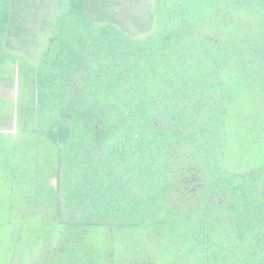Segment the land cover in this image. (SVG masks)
I'll list each match as a JSON object with an SVG mask.
<instances>
[{
  "label": "trees",
  "instance_id": "trees-1",
  "mask_svg": "<svg viewBox=\"0 0 264 264\" xmlns=\"http://www.w3.org/2000/svg\"><path fill=\"white\" fill-rule=\"evenodd\" d=\"M32 1L0 0V80L14 84L19 58L16 132L38 135L36 156L9 173L24 175L18 189L0 196L13 253L32 254L28 264H264V0H152L136 31L118 0H51L35 63L11 42ZM238 13L247 32V21L228 26Z\"/></svg>",
  "mask_w": 264,
  "mask_h": 264
},
{
  "label": "rangeland",
  "instance_id": "rangeland-1",
  "mask_svg": "<svg viewBox=\"0 0 264 264\" xmlns=\"http://www.w3.org/2000/svg\"><path fill=\"white\" fill-rule=\"evenodd\" d=\"M152 0H118L117 5H114L115 10L117 11V15L120 18V20L123 23H126L128 27L131 28V30L136 31V28L133 27L131 24V19L135 15L138 16H145L146 12L150 6ZM32 4L36 7L35 10H32V13L35 15L33 17L32 23L27 22V19H29V15L27 18H25L26 22V31H23L20 33L19 36L13 37L11 42L12 45L15 46L12 52L16 53L21 57L23 60L28 58L32 63H35V60L37 59L38 53H41L44 49L47 39L51 35L50 29L48 25L43 24L42 26L41 22L43 23L42 19H44L45 12L47 10L49 11V15L52 14V7H53V1L51 0H33ZM45 6V8H44ZM113 8V9H114ZM38 14V15H37ZM219 14V13H218ZM220 15V14H219ZM25 16V15H24ZM26 17V16H25ZM31 17V18H32ZM34 18L37 20L35 22ZM145 18V17H144ZM221 18V17H220ZM18 19V22L22 20V18L16 17ZM235 21L233 20L232 26L228 25L229 27H232V29L238 28L246 22V25L244 26V31L247 32L249 30V19L243 14H236L235 15ZM24 23L23 21H21ZM127 22H129L131 25H128ZM210 23V21H209ZM228 29V28H227ZM216 33L220 35H226L227 30L220 29L217 30ZM32 36V37H31ZM28 37H31V40H28ZM21 39L24 40V45H20ZM36 40V41H35ZM9 47H5V51L9 50ZM19 64L20 60L19 58H16L12 63L9 64L10 67L14 68V84L9 85L7 83V80H0V99L4 100V103L2 104L0 102L1 112H0V130L4 132H9L10 130L13 132L12 135L4 133L0 135V196L1 195H9L11 193H8L6 189H11L9 187L15 186L16 189H18L19 183L14 182V180H21L24 178V175L20 174L23 166V161L29 159L32 156H36L37 151V143L36 141L32 142V139L37 140L38 135L36 133H33L31 135H23L22 133L17 134L16 121L17 117L20 118L21 112H19L18 108V101H20L23 97L21 95L20 90V75H19ZM9 74V73H8ZM255 103H257L255 101ZM245 105H248V107H251L253 105V102L243 101L240 103V107ZM255 109H257L255 107ZM20 113V116H19ZM21 122L22 120L19 119ZM16 134V135H15ZM236 143L233 145V149L231 151V158H236L234 155L235 151H238V147H235ZM239 157L242 160V164L248 163V158L250 157L247 153L245 147L241 145L239 147ZM17 165V166H16ZM24 167V166H23ZM19 170L18 172L12 175H9L11 171ZM18 174V175H17ZM20 177H22L20 179ZM28 176L25 175V179ZM30 179V178H28ZM12 180V181H11ZM49 184H55L56 179L55 177H51L48 180ZM10 192V190H8ZM21 190H19L20 192ZM4 195V196H5ZM19 199H22V197L19 196ZM18 209H20V206L18 204ZM2 227L0 228V264H16V254L20 252V247L16 248V252L14 247H17V238L10 233L8 225L6 222L4 223L2 219ZM26 229L31 231L29 225L26 226ZM16 235V234H15ZM18 250V252H17ZM24 252H30L34 253L33 251L27 250V248L23 247ZM28 257L29 258H35L32 254H27V256H23V264H28Z\"/></svg>",
  "mask_w": 264,
  "mask_h": 264
},
{
  "label": "crops",
  "instance_id": "crops-1",
  "mask_svg": "<svg viewBox=\"0 0 264 264\" xmlns=\"http://www.w3.org/2000/svg\"><path fill=\"white\" fill-rule=\"evenodd\" d=\"M15 128H17V127L15 126ZM0 131L3 132V134L7 133V134L12 135V133H13L11 130L9 132H4L2 130H0ZM15 257H16V264H23V260L21 258V254L20 253H17Z\"/></svg>",
  "mask_w": 264,
  "mask_h": 264
}]
</instances>
